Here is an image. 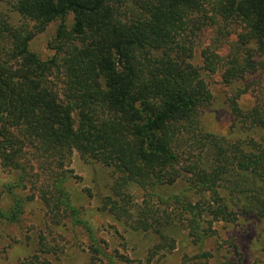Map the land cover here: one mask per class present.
Masks as SVG:
<instances>
[{
  "label": "trees",
  "instance_id": "16d2710c",
  "mask_svg": "<svg viewBox=\"0 0 264 264\" xmlns=\"http://www.w3.org/2000/svg\"><path fill=\"white\" fill-rule=\"evenodd\" d=\"M11 10L40 29L55 22L59 27L55 55L42 63L29 51L31 32L12 28L0 5V122L5 124L0 156L4 167L19 172L3 184L11 206L0 209V225L18 222L23 200L16 191L30 185L47 207L54 203L53 215H64L85 231L89 260L114 264L102 250L91 212L79 210L77 193L63 185V164L75 151L85 164L110 170V192L116 197L134 184L164 207L175 204L195 250L190 264H241L234 245L222 252L223 242L190 196L209 192L219 208L214 217L231 222L226 202L217 195L216 183H221L238 202L248 201L242 215L264 219V149L245 152L240 144L202 135L210 163L201 166L185 158L192 154L182 139L199 131V108L208 95L200 71L219 69L227 80L264 71V0H15ZM208 21L220 30L221 24L242 28L243 59L237 55L223 65L213 41L202 53L203 67L192 65L196 34ZM53 71L62 74L61 94L45 76ZM244 116L264 129L259 108ZM53 180L54 188L48 185ZM107 206L110 216L119 210L111 196L104 200L103 209ZM121 209V218L113 215L119 222L129 217ZM149 213H140L131 231L156 228L160 242L154 251L173 250L166 218ZM50 255L41 245L23 264H52ZM254 264H264V257Z\"/></svg>",
  "mask_w": 264,
  "mask_h": 264
},
{
  "label": "rangeland",
  "instance_id": "374dc122",
  "mask_svg": "<svg viewBox=\"0 0 264 264\" xmlns=\"http://www.w3.org/2000/svg\"><path fill=\"white\" fill-rule=\"evenodd\" d=\"M4 1L5 3H0L1 10L10 26L31 32L30 53L40 62L48 63L55 55L53 40L59 23H50L44 29H40L35 23L23 20L11 10L15 0ZM70 21L71 18L68 23ZM209 24L210 21L196 34L193 66L203 67L202 53L208 46H212L213 41L216 42L214 45L220 47L216 53L223 58V65L229 64L231 58L237 55L241 59L245 57L246 51L243 50L247 47L241 46L238 39V33L242 32V28L221 24L223 28L220 30L219 26ZM194 30L192 31L195 32ZM224 72L219 69L213 74L200 71L208 95L199 108V131L196 136L189 135L182 139L185 150L192 154L185 157L189 163L196 162L201 166L210 163L207 158L206 141L201 139L202 135L222 138V141L229 145L240 144L245 152L257 153L264 149V129L255 126L244 116L254 108H259L264 114V71L245 73L232 80H227ZM45 76L48 77L54 92L61 94L62 74L53 71ZM4 125V122H0V129ZM2 163L0 156V209H8L11 206V197L3 193V184L16 180L19 172L4 167ZM33 168L36 170L37 166L33 165ZM63 171L67 173L63 185L77 193L74 201L79 210L91 212L89 220L96 228V236L102 244V250L113 259L114 264L191 263L190 258L193 257L195 250L188 236L185 218L180 217L182 212L179 213L175 204L170 203L168 208L164 207L134 184L125 186L120 191V197H116L110 192V188L114 186L110 170L99 165L85 164L75 151L69 161L63 164ZM53 182L54 180L48 181V185L54 188L57 184ZM216 186L217 195L226 202L228 208L226 212L231 214V222L224 221L223 215L214 217V212L219 208L212 202L209 192L193 194L190 196V202L193 205H200L204 210L203 220L212 224V228L223 242L222 252L229 251L231 244L236 247L241 264H254L257 259H263L264 219L242 215L244 208L249 207L248 201L242 197L238 202L224 185L216 183ZM180 189L178 188L176 193ZM16 194L23 200V211L15 224L0 225V264H23L28 258L39 253L41 245L44 247L46 245L52 253L49 256L52 264H108L105 260L100 263L98 257L95 261L89 260V243L85 231L72 227L70 219L64 215H60L63 218L53 215L50 207L54 206V203L47 207L46 201L39 196L36 189L28 185L25 190H17ZM109 196L112 197V201L117 202V209L123 208L127 211L128 218L124 217L119 222L113 218L115 213L121 218L119 210L112 212L110 216L111 207L103 209L104 200ZM144 211L150 212L149 214L156 212L157 217L166 218L167 223L164 227L173 250L154 251L160 242L154 232L156 228L145 233L131 231L130 226H133L138 215ZM207 246L208 250L214 248L212 242Z\"/></svg>",
  "mask_w": 264,
  "mask_h": 264
}]
</instances>
